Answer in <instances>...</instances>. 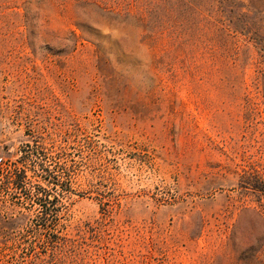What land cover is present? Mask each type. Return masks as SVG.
Wrapping results in <instances>:
<instances>
[{"label":"rangeland","instance_id":"obj_1","mask_svg":"<svg viewBox=\"0 0 264 264\" xmlns=\"http://www.w3.org/2000/svg\"><path fill=\"white\" fill-rule=\"evenodd\" d=\"M0 157V264H264V0H0Z\"/></svg>","mask_w":264,"mask_h":264},{"label":"trees","instance_id":"obj_2","mask_svg":"<svg viewBox=\"0 0 264 264\" xmlns=\"http://www.w3.org/2000/svg\"><path fill=\"white\" fill-rule=\"evenodd\" d=\"M26 178L27 177H26V172L25 171H22L21 173L17 172L15 180H14V184H15L16 190H20V191L23 190V185H24V181H25ZM47 178H50V177H47ZM47 178H46L45 181L49 182L50 180L48 181ZM258 187L259 186H256L255 189L264 191V185H263V189L258 188ZM39 192L43 193L41 198L38 197L37 199H39L38 200L39 201L38 204L42 207L41 208L42 209L41 213H42V218H44L46 216H50L53 213V209H51V205H49L52 202H49V200L47 198V195L44 196L46 190L43 189V191H39Z\"/></svg>","mask_w":264,"mask_h":264},{"label":"built area","instance_id":"obj_3","mask_svg":"<svg viewBox=\"0 0 264 264\" xmlns=\"http://www.w3.org/2000/svg\"><path fill=\"white\" fill-rule=\"evenodd\" d=\"M2 160H3V159L0 157V163L2 162Z\"/></svg>","mask_w":264,"mask_h":264}]
</instances>
